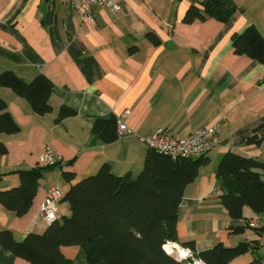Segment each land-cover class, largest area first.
Wrapping results in <instances>:
<instances>
[{
	"label": "crops",
	"instance_id": "crops-1",
	"mask_svg": "<svg viewBox=\"0 0 264 264\" xmlns=\"http://www.w3.org/2000/svg\"><path fill=\"white\" fill-rule=\"evenodd\" d=\"M111 1L119 10L94 6L95 22L89 24L70 5L0 0V75L12 71L27 82L44 75L54 84L53 111L44 116L12 89L0 87V98L21 127L18 134L0 135L8 148L0 156V191L19 186L18 171L44 165L48 147L65 164L45 174L27 215L17 217L0 202V235L11 231L22 242L30 233L43 234L50 226L40 216L47 190L59 187L66 193L104 164L117 176L135 178L149 150L141 137L166 129L184 139L220 123V145L185 190L178 234L181 240L194 241L198 252L218 244L257 242L258 247L229 264H264V238L255 231L264 226V215L245 207L243 219L231 218L216 176L230 151L264 162V142L247 144L253 135L264 137V65L236 54L232 42L251 25L264 36V0H235L228 22L208 17L191 24L183 19L198 0ZM149 33L159 38V45ZM62 106L75 110L76 116L56 121ZM127 110L133 133L112 143L95 137L92 128L99 117H118ZM63 171L75 173V180L67 183ZM70 214L69 204L62 202L57 219ZM255 218L257 226L246 227ZM240 227L244 231H236ZM165 248L173 256L182 253L180 259L190 253L178 243ZM62 253L73 264H88L79 246L63 247ZM0 264L31 263L0 240Z\"/></svg>",
	"mask_w": 264,
	"mask_h": 264
},
{
	"label": "trees",
	"instance_id": "trees-1",
	"mask_svg": "<svg viewBox=\"0 0 264 264\" xmlns=\"http://www.w3.org/2000/svg\"><path fill=\"white\" fill-rule=\"evenodd\" d=\"M235 9L218 0H198L188 9L183 22L215 18L228 22ZM147 37L155 45L159 38L149 33ZM236 54L246 55L264 65V36L251 25L232 37ZM0 87L12 89L27 100L38 115L53 111L51 96L54 84L44 75L31 82L12 71L0 75ZM76 111L62 106L56 121L76 116ZM21 131L10 111L8 103L0 98V135H15ZM93 134L104 143H112L120 136L117 117H99L93 125ZM264 137L253 135L247 144H262ZM8 148L0 140V156ZM208 154L197 158H177L149 149L142 171L117 176L109 164L99 171L71 185L63 202L70 206L71 214L55 220L43 234L30 233L24 241L15 239L11 231H2V245L31 264H73L62 253L63 247H81L88 264H193L192 258L178 259L166 250L169 243H178L192 251L193 257L205 264H229L233 260L258 247L257 242H242L235 247L216 245L213 249L198 252L194 241L181 240L178 234V217L187 186L194 182L203 166L208 165ZM61 162L21 170L17 174L20 184L0 191V202L17 217L27 215L37 195L40 181L45 174ZM72 162L66 165L70 166ZM65 166L64 165H60ZM221 201L231 218H244L245 207L258 216L264 215V162L254 157L226 153L217 168ZM63 178L72 183L76 174L63 171ZM248 221L246 227H249ZM236 231L242 232L240 227ZM264 238V226L255 229Z\"/></svg>",
	"mask_w": 264,
	"mask_h": 264
},
{
	"label": "built area",
	"instance_id": "built-area-1",
	"mask_svg": "<svg viewBox=\"0 0 264 264\" xmlns=\"http://www.w3.org/2000/svg\"><path fill=\"white\" fill-rule=\"evenodd\" d=\"M51 4H66L70 5L75 13L81 17L83 22L93 24L95 22L92 8L94 6L108 5L115 11L119 7L111 0H47ZM130 116V111H125L117 117V129L119 136H124L133 133L128 126L126 120ZM221 124L216 123L210 127L196 130L187 138L180 139L166 129H158L150 135L141 137V140L149 149L156 150L160 153L168 155L174 159L177 158H197L209 154L216 149L220 143ZM58 157L48 147L45 155L42 158L44 165L57 162ZM65 193L59 187H51L46 192V198L41 205L40 216L42 219L51 224L58 218V212L63 202ZM258 218L249 221V227H256ZM189 255L185 259L192 258L193 264H205L202 261L193 257L189 250Z\"/></svg>",
	"mask_w": 264,
	"mask_h": 264
},
{
	"label": "water",
	"instance_id": "water-1",
	"mask_svg": "<svg viewBox=\"0 0 264 264\" xmlns=\"http://www.w3.org/2000/svg\"><path fill=\"white\" fill-rule=\"evenodd\" d=\"M226 5L228 8L235 9V0H218Z\"/></svg>",
	"mask_w": 264,
	"mask_h": 264
},
{
	"label": "rangeland",
	"instance_id": "rangeland-1",
	"mask_svg": "<svg viewBox=\"0 0 264 264\" xmlns=\"http://www.w3.org/2000/svg\"><path fill=\"white\" fill-rule=\"evenodd\" d=\"M136 177H137V176H136ZM174 255H177V256H175V257L178 258V259H180L179 254H174Z\"/></svg>",
	"mask_w": 264,
	"mask_h": 264
},
{
	"label": "bare ground",
	"instance_id": "bare-ground-1",
	"mask_svg": "<svg viewBox=\"0 0 264 264\" xmlns=\"http://www.w3.org/2000/svg\"><path fill=\"white\" fill-rule=\"evenodd\" d=\"M168 249H169V247H167ZM183 254L181 253V254H179V256H182Z\"/></svg>",
	"mask_w": 264,
	"mask_h": 264
}]
</instances>
